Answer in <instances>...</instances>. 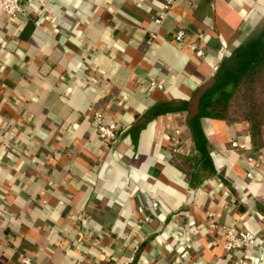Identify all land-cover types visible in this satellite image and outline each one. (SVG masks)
Returning <instances> with one entry per match:
<instances>
[{"label":"crops","instance_id":"obj_1","mask_svg":"<svg viewBox=\"0 0 264 264\" xmlns=\"http://www.w3.org/2000/svg\"><path fill=\"white\" fill-rule=\"evenodd\" d=\"M164 1L0 9V264H264V125L254 137L246 120L204 117L199 147L190 123L194 92L264 23V0ZM107 106L111 148L91 122ZM223 225L256 245L226 251Z\"/></svg>","mask_w":264,"mask_h":264},{"label":"trees","instance_id":"obj_2","mask_svg":"<svg viewBox=\"0 0 264 264\" xmlns=\"http://www.w3.org/2000/svg\"><path fill=\"white\" fill-rule=\"evenodd\" d=\"M262 75H264V23L241 43L231 48L212 78L194 92L195 116L190 123L199 147L203 140L200 121L204 117L246 120L250 124L252 136L260 133L264 117L255 105L250 103L241 114H236L232 107L237 94L253 91ZM184 108L190 113L188 103H185Z\"/></svg>","mask_w":264,"mask_h":264},{"label":"built area","instance_id":"obj_3","mask_svg":"<svg viewBox=\"0 0 264 264\" xmlns=\"http://www.w3.org/2000/svg\"><path fill=\"white\" fill-rule=\"evenodd\" d=\"M46 2L47 0H0V9H2L9 18L16 19L22 16H26L27 11L24 3H39L41 5H45ZM175 2L176 0H165L163 4L164 10L166 12L170 10L175 4ZM161 19L162 17L159 16L155 19V21L160 22ZM186 38L187 35L185 29H177V31L175 32V40L177 41V43L185 44ZM188 44L191 49L196 51L198 56L203 57L205 55L204 49L199 47L198 43H196L195 41H191ZM152 85L162 87V84L160 83L156 84L152 82ZM108 108L109 106H107V109L94 110L91 116V122L93 124L96 134L100 137L102 142L111 148L118 138L119 130L117 121L115 119L107 117ZM177 134H179V131H177L176 135L170 140V145L172 146L174 151L183 154H188L189 149L184 145V143L182 142L180 137L177 136ZM232 146L245 147L246 144L240 143L239 141H233ZM248 161L250 163L252 162L254 164L253 166L256 167L261 165V163L258 160H255L252 156L248 157ZM247 176L249 178H252V171H248ZM154 205L157 206V203H154ZM208 216L212 218L214 216L213 211H209ZM210 227L215 228L217 227V224L212 222L210 223ZM219 228L225 238L224 249L226 251L239 250L246 252L252 247H254L257 243V233L249 228L236 229L234 227H229L225 225ZM133 260L134 256H129L125 259V261H122L119 264H130ZM23 261L25 264H33L29 257L24 258ZM109 264H116V262H112Z\"/></svg>","mask_w":264,"mask_h":264},{"label":"rangeland","instance_id":"obj_4","mask_svg":"<svg viewBox=\"0 0 264 264\" xmlns=\"http://www.w3.org/2000/svg\"><path fill=\"white\" fill-rule=\"evenodd\" d=\"M261 25L257 28H260ZM250 103L255 105L264 117V75L258 79L253 91H243L241 94H237L232 108L236 114H241L244 109L249 107Z\"/></svg>","mask_w":264,"mask_h":264}]
</instances>
